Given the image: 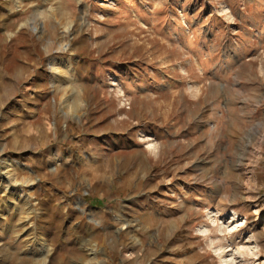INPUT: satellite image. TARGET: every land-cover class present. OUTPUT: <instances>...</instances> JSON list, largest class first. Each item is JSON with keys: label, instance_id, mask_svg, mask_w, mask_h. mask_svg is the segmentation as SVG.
Masks as SVG:
<instances>
[{"label": "rangeland", "instance_id": "1", "mask_svg": "<svg viewBox=\"0 0 264 264\" xmlns=\"http://www.w3.org/2000/svg\"><path fill=\"white\" fill-rule=\"evenodd\" d=\"M0 264H264V0H0Z\"/></svg>", "mask_w": 264, "mask_h": 264}, {"label": "bare ground", "instance_id": "2", "mask_svg": "<svg viewBox=\"0 0 264 264\" xmlns=\"http://www.w3.org/2000/svg\"><path fill=\"white\" fill-rule=\"evenodd\" d=\"M64 108H67V109H74L73 106L70 107L69 105H66V104L64 105ZM232 216H235V211L232 212Z\"/></svg>", "mask_w": 264, "mask_h": 264}]
</instances>
